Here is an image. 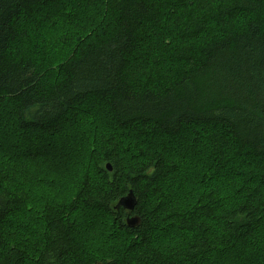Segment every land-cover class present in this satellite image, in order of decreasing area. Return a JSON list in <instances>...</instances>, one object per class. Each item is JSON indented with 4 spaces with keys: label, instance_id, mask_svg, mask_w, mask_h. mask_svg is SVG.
<instances>
[{
    "label": "trees",
    "instance_id": "16d2710c",
    "mask_svg": "<svg viewBox=\"0 0 264 264\" xmlns=\"http://www.w3.org/2000/svg\"><path fill=\"white\" fill-rule=\"evenodd\" d=\"M0 110L14 125L11 144L0 138V264L264 262L245 252L264 228V0H0ZM78 128L65 139L84 145L48 152ZM185 131L211 182L186 206L165 189L178 170L165 152L122 157L129 135L167 149ZM60 154L70 163L44 178ZM228 165L238 189L217 181ZM129 191L134 210L116 207ZM169 230L189 236L162 249L153 232Z\"/></svg>",
    "mask_w": 264,
    "mask_h": 264
},
{
    "label": "rangeland",
    "instance_id": "374dc122",
    "mask_svg": "<svg viewBox=\"0 0 264 264\" xmlns=\"http://www.w3.org/2000/svg\"><path fill=\"white\" fill-rule=\"evenodd\" d=\"M41 12H45L40 10ZM40 12V13H41ZM71 13V12H70ZM71 16H69V13H66L64 15H60L59 19L56 21L55 24L50 28H48L49 26L46 27V29L44 30L45 33V38H44V42H43V47L46 50H53V46L51 45L53 43V41L56 39V37H54V32L58 35L62 32H64L66 30V26H68L71 21H70V17H72V14H70ZM39 18L38 15H36L34 17V20L36 21ZM73 19V17H72ZM57 43V41H55ZM160 41H154V43H159ZM140 60V58H139ZM150 64V63H149ZM170 64L169 66L175 67L177 66L175 63L171 64V63H167ZM95 111V110H92ZM5 112V110H0V113L3 115ZM105 119L102 120V122H104ZM6 122V121H5ZM106 123V122H104ZM12 120L10 119V117H8L7 119V123L6 125L1 126L0 125V138H1V142L5 143V144H11L10 141H8L11 137H9L10 134H13L14 132V125ZM79 127H81V124H78ZM100 124L98 123V127H100L99 131H102L101 128H103V126H108L110 127L109 124H104L99 126ZM89 129H91L88 126ZM112 128V125H111ZM110 128V129H111ZM81 128L75 129V130H69V131H65L63 132L61 135H59L58 137H56L55 139L50 140L49 142H45L46 143V148H48V152H50L51 150H55L57 149L59 152L62 150V147H66L69 151V153H72L74 150H76L77 148L84 145V143H81L80 139L74 138L72 140H66L65 137H69L72 138L74 137L76 134L75 132H78ZM69 134V135H68ZM124 137L125 135L123 133H121ZM64 136V138H63ZM129 138L131 140L130 145H128L127 140H125V145L128 147L127 149H129L128 151H123L122 157L124 162H130L133 163L134 161V155L131 156V153H135L138 148H140L142 145H144L148 150L150 151H159L160 152H165L166 155H168L169 158H172L178 167V170L176 172V176L174 179L168 181L165 185V189L167 190H171L174 193L179 194V196H177V198L180 201V204L186 206L188 205L191 201H193L194 199H196L197 196L202 195L204 192L207 191V189L210 187L211 182L209 180H207L206 178V173L208 175L209 171H210V165H206V163L209 161V159L207 158V160L205 159V154L203 153V148L202 146H200L199 148H196L194 146H192L191 144L185 145L186 142H188L190 140V136H189V132L185 131L181 134H179L176 137H171V138H166L164 139L165 142H169L171 144H166L168 145L167 149H163L161 148L163 146V141H159L157 140V138H153V139H149V138H143L142 140V144L139 142L138 144H136V149L134 148L133 144V136L129 135ZM126 139V138H124ZM67 142V145H64V143ZM37 143H41L40 141H36ZM72 144V146L70 147L69 145ZM41 145H44L43 143ZM27 148V147H26ZM61 153V152H60ZM159 153V152H158ZM63 154V153H62ZM19 157V154L16 156V159ZM62 157V155H56L54 157H52V159L50 160L49 163L45 164L44 168L47 169V173L45 175H43V177H47L50 174H53L52 171H62L65 170L66 166L70 163V159L69 160H60L58 158ZM233 168H239L240 164L238 162H232ZM249 163H251L249 161ZM71 166V165H70ZM254 166H248L247 168L245 166H243L244 169H252ZM214 175L217 178V172H213ZM225 177H229V178H225ZM225 177H222V179H218L217 181L219 182L220 180H233L232 182V188H236L237 186L240 187L241 186V178L239 179H235L232 177V169L229 167V165L227 166V173L225 174ZM75 181L78 179L77 176H74ZM235 179V180H234ZM227 182V181H226ZM218 185V183H217ZM238 187L236 189H238ZM229 193L231 194V191L228 189ZM81 219L84 221H86V219L82 216V213L78 215V221L81 222ZM95 222L93 219H89L88 220V225L90 227L94 226ZM168 232L167 234H165L162 231H155L153 232L152 238L153 241L156 242V244L160 245V247H162V249H166L169 246L173 245L176 242L179 241H184L185 239L188 238V234L185 233H180L177 231H173V230H169L166 231ZM260 233H258L256 240L252 243V246L249 248H247L246 252V258L248 260H251L252 262L254 261V259L256 258H263L261 255L264 254V246L262 247V245H260L259 243H257L258 239H262V235H264V228H262L260 231ZM163 235V236H162ZM264 245V244H263ZM212 259L211 262L209 264H223V262H229L230 261V257L228 256V258H225L224 261L222 262L221 259L219 257H221V255L219 254H212ZM256 264H264L263 263H256Z\"/></svg>",
    "mask_w": 264,
    "mask_h": 264
},
{
    "label": "water",
    "instance_id": "95a60500",
    "mask_svg": "<svg viewBox=\"0 0 264 264\" xmlns=\"http://www.w3.org/2000/svg\"><path fill=\"white\" fill-rule=\"evenodd\" d=\"M106 168L108 170H111V167L108 164L106 165ZM135 204H136V199L134 197V194L129 191L125 196H123L119 199L116 207L120 206L123 209L132 211V210H134ZM126 220H127L128 226H131V227L136 226L140 221L139 217L136 215L132 216V217L128 216Z\"/></svg>",
    "mask_w": 264,
    "mask_h": 264
}]
</instances>
